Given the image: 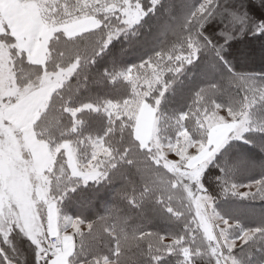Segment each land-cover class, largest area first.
<instances>
[{
	"label": "snow or ice",
	"instance_id": "6c2138e0",
	"mask_svg": "<svg viewBox=\"0 0 264 264\" xmlns=\"http://www.w3.org/2000/svg\"><path fill=\"white\" fill-rule=\"evenodd\" d=\"M246 35L264 0H0V264H264Z\"/></svg>",
	"mask_w": 264,
	"mask_h": 264
},
{
	"label": "trees",
	"instance_id": "16d2710c",
	"mask_svg": "<svg viewBox=\"0 0 264 264\" xmlns=\"http://www.w3.org/2000/svg\"><path fill=\"white\" fill-rule=\"evenodd\" d=\"M260 43L264 44V35L241 36L236 42H234V46L231 51L234 54V62L236 64L237 70L264 75V56L261 59H258L261 55H259V53L264 52V49L259 52V50H257L256 48V46H258ZM129 55L132 56L133 54L130 53ZM256 158L257 160H259L260 156L257 155ZM258 171L259 169L256 170L257 173ZM255 174L256 173H253V175ZM244 183H247V180H245ZM119 187L120 183L116 182L113 188L102 190L100 192L98 202L92 210V215L90 216L91 219L96 218V216L98 215L104 214L105 205L111 204L113 191L115 188ZM249 203L253 204L257 212H259L260 209L264 208V203H262L259 199H257L256 201H249Z\"/></svg>",
	"mask_w": 264,
	"mask_h": 264
},
{
	"label": "rangeland",
	"instance_id": "374dc122",
	"mask_svg": "<svg viewBox=\"0 0 264 264\" xmlns=\"http://www.w3.org/2000/svg\"><path fill=\"white\" fill-rule=\"evenodd\" d=\"M256 48H257V50H259V52L261 51V50H263L264 49V44L262 43H260L258 46H256ZM262 53H264V52H262ZM262 53H259V55H260V57L258 58V59H261L263 56H264V54H262ZM249 61V60H248Z\"/></svg>",
	"mask_w": 264,
	"mask_h": 264
}]
</instances>
